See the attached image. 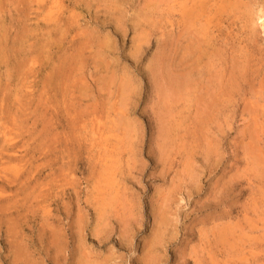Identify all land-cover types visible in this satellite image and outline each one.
Masks as SVG:
<instances>
[{
    "label": "rangeland",
    "instance_id": "1",
    "mask_svg": "<svg viewBox=\"0 0 264 264\" xmlns=\"http://www.w3.org/2000/svg\"><path fill=\"white\" fill-rule=\"evenodd\" d=\"M0 264H264V0H0Z\"/></svg>",
    "mask_w": 264,
    "mask_h": 264
},
{
    "label": "bare ground",
    "instance_id": "2",
    "mask_svg": "<svg viewBox=\"0 0 264 264\" xmlns=\"http://www.w3.org/2000/svg\"><path fill=\"white\" fill-rule=\"evenodd\" d=\"M178 1H179V0H178ZM184 1H185V0H184ZM188 1H189V0H188ZM174 2H175V1H174ZM181 2H182V0H181ZM191 2H192V1H191ZM176 3H177V2H176ZM187 3H188V2H187ZM189 4H190V3H189ZM175 5H176V4H175ZM182 5H185L184 7L187 6L186 2L182 3ZM178 6H179V2H178ZM174 7H175V6H174ZM179 7H180V6H179ZM179 7H178V8H179ZM180 8H181V7H180ZM176 9H177V7H176ZM180 10H181V9H180ZM184 11H185V13L188 14L189 16L192 15V13H191V12H192L191 9L187 10V9L185 8ZM196 11H197V9H196ZM178 12L181 13L182 11H181V12L178 11ZM182 13H183V12H182ZM184 16H185V15H184ZM185 18L187 19V17H185ZM187 20H188V19H187ZM205 24H206V22H205ZM204 31H205V29H204ZM204 31H203V32H204ZM222 72H223V71H222ZM219 77H220V76H219ZM174 78H175V77H174ZM219 80H222L221 77H220ZM184 81H185V79H184ZM177 82H178V79H177L176 83H177ZM179 82H180V81H179ZM179 82H178L177 84H179ZM189 82H190V81H189ZM181 83H182V82H180V85H181ZM184 83H185V84H184L183 86L187 85L186 82H184ZM221 83H223V82L221 81ZM182 84H183V83H182ZM218 84H219V82H218ZM214 85H215V83H214ZM221 85H222V84H221ZM181 86H182V85H181ZM216 86H217V83H216ZM178 87H179V86H178ZM218 87H219V88L214 87V90H216V91H217L218 89H219V91H222V90H223V89H222V90L220 89V86H218ZM223 87H225V86L223 85ZM223 87L221 86V88H223ZM212 88H213V87H212ZM215 88H217V89H215ZM201 89H202V88H201ZM201 89H200V90H201ZM210 89H211V88H210ZM229 90H230V89H229ZM229 90H228V91H229ZM219 91H217V93H219ZM223 92H224V91H223ZM225 93H226V92H225ZM209 94L212 95V96L209 95L210 98H211V97L213 98V95H215V96H216V95H219V94H214V92H213V94H212V90L209 91ZM220 94H221V93H220ZM226 94H228V93H226ZM207 95H208V94H207ZM219 97L222 98L223 96H219ZM198 98H199V97H198ZM210 98H209V99H210ZM211 100H214V99H211ZM218 100H219V99H218ZM225 100H226V99H225ZM225 100H224V102H225ZM210 103H211V102H210ZM212 103L214 104L215 101H213ZM219 103H221V102H219ZM225 103H226V102H225ZM213 104H212V105H213ZM215 104H216V103H215ZM222 104H223V102H222ZM212 105H209V102H208V107L211 108ZM220 105H221V104H220ZM206 107H207V106H206ZM207 109H209V108H207ZM207 109H206V110H207ZM215 109H216V108H215ZM215 109H214V110H215ZM210 110H213V109H210ZM210 110H209V111H210ZM212 113H213V112H212ZM202 115L204 116V114H201V115H200V116H201V119H202V117H203ZM200 116H199V119H200ZM204 117H206V116H204ZM209 117H210V116H209ZM201 119H200V121H202ZM200 121H199V123H200ZM206 121L208 122L209 119L206 118ZM207 122H206V123H207ZM202 123H203V121H202ZM200 125H201V123H200ZM204 125H205V123H204ZM98 138H99V137H98ZM101 139H102V135H101L100 141H101ZM103 140H105V139H103ZM101 146H102V143H101ZM104 146H105V145H103L102 147H104ZM104 149H106V148L104 147ZM209 151H210V150H209ZM215 152L217 153V151H215ZM225 230H226V229H225ZM225 230H224L223 232H225ZM226 231H229V230H226ZM221 232H222V231H221ZM225 233H226V232H225ZM159 235H160V234H159Z\"/></svg>",
    "mask_w": 264,
    "mask_h": 264
}]
</instances>
